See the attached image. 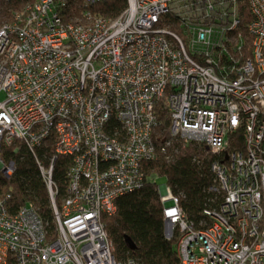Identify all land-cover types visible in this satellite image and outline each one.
I'll list each match as a JSON object with an SVG mask.
<instances>
[{
	"label": "built area",
	"instance_id": "obj_1",
	"mask_svg": "<svg viewBox=\"0 0 264 264\" xmlns=\"http://www.w3.org/2000/svg\"><path fill=\"white\" fill-rule=\"evenodd\" d=\"M126 1L103 18L89 10L97 0L75 14L69 0H29L0 22V177L14 172L3 151L15 141L55 155L40 166L53 230L31 204L11 213L6 195L0 264H136L115 260L102 216L144 183L160 103L170 141L225 155L210 164L223 202L202 212L208 226L160 192L180 264H264V0ZM240 128L244 150L229 152ZM58 154L73 163L57 206Z\"/></svg>",
	"mask_w": 264,
	"mask_h": 264
},
{
	"label": "trees",
	"instance_id": "obj_2",
	"mask_svg": "<svg viewBox=\"0 0 264 264\" xmlns=\"http://www.w3.org/2000/svg\"><path fill=\"white\" fill-rule=\"evenodd\" d=\"M24 1L29 0L0 2V22L7 20L9 5L16 9L18 4ZM69 4L73 14L83 9L82 0H69ZM127 6L126 0H97L89 10L95 16L116 18ZM155 113L159 124L153 131L157 156L155 160L141 164L144 183L139 189L124 193L115 200L114 214L102 216V224L112 243L117 262L180 264L177 257V238L168 240L164 235L163 204L152 176L166 180V186L179 197L184 214L199 227L208 226L210 222L202 212L217 209L223 202L222 192L209 190L211 186L216 185L210 164L213 161L225 163V155H212L206 147L194 142L184 143L173 139L170 141L169 115L162 103L158 105ZM228 139L229 152H243L241 128L234 135L228 136ZM3 153L5 162L14 164V172L10 178L0 177V200L6 195L9 196L7 209L13 214L21 206L33 205L40 217L48 223L49 231H52L51 200L40 174V166L47 168L51 165V159L55 156L52 147L46 142L45 145L35 148L32 153L24 143L15 141L14 145L6 148ZM53 163L52 181L56 186L54 197L58 206L65 197L67 172L73 162L71 156L58 154ZM145 178H150V182H146Z\"/></svg>",
	"mask_w": 264,
	"mask_h": 264
},
{
	"label": "rangeland",
	"instance_id": "obj_3",
	"mask_svg": "<svg viewBox=\"0 0 264 264\" xmlns=\"http://www.w3.org/2000/svg\"><path fill=\"white\" fill-rule=\"evenodd\" d=\"M1 98V97H0ZM153 177V176H152ZM152 180L156 183V185L158 186V190L161 193H164L165 188H166V180H164L163 177H156V178H152Z\"/></svg>",
	"mask_w": 264,
	"mask_h": 264
}]
</instances>
